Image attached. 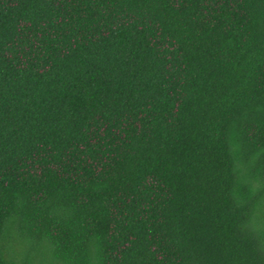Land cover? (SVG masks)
<instances>
[{
    "label": "trees",
    "instance_id": "trees-1",
    "mask_svg": "<svg viewBox=\"0 0 264 264\" xmlns=\"http://www.w3.org/2000/svg\"><path fill=\"white\" fill-rule=\"evenodd\" d=\"M0 264H264V0H0Z\"/></svg>",
    "mask_w": 264,
    "mask_h": 264
}]
</instances>
